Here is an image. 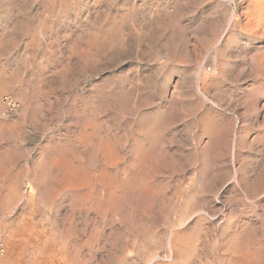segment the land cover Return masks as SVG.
Instances as JSON below:
<instances>
[{
  "label": "rangeland",
  "instance_id": "1",
  "mask_svg": "<svg viewBox=\"0 0 264 264\" xmlns=\"http://www.w3.org/2000/svg\"><path fill=\"white\" fill-rule=\"evenodd\" d=\"M0 241L264 264V0H0Z\"/></svg>",
  "mask_w": 264,
  "mask_h": 264
},
{
  "label": "built area",
  "instance_id": "2",
  "mask_svg": "<svg viewBox=\"0 0 264 264\" xmlns=\"http://www.w3.org/2000/svg\"><path fill=\"white\" fill-rule=\"evenodd\" d=\"M4 101L10 109L16 108V102L14 100H12L11 98L6 97V98H4ZM5 251H6L5 244L2 241H0V258L5 254Z\"/></svg>",
  "mask_w": 264,
  "mask_h": 264
}]
</instances>
